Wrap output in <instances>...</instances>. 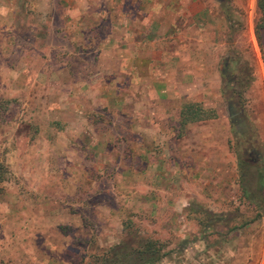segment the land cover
<instances>
[{
	"label": "rangeland",
	"instance_id": "1",
	"mask_svg": "<svg viewBox=\"0 0 264 264\" xmlns=\"http://www.w3.org/2000/svg\"><path fill=\"white\" fill-rule=\"evenodd\" d=\"M132 1L121 0L135 10L140 2ZM49 5L54 11V2ZM220 5L219 51L240 62L230 68L241 71L239 109L247 116L231 121L228 151L212 163L216 175H201L205 198L215 183L228 188L214 204L187 199L190 174L176 175L171 184L166 174L162 183L129 169L120 179L99 155L123 151L135 168L131 151L146 145L136 142L130 112L124 117L118 109L113 88L127 80L118 68L109 74L122 48L97 47L107 29L85 31L93 45L72 47L67 32L54 28L62 25L57 14L42 24L39 0H0V264H105L111 246L138 238L161 244L166 255L155 264H248L243 251L264 226V23L257 0ZM102 48L108 53L99 56ZM122 94V102H135L133 93ZM228 94L239 100L223 92L219 109L227 122ZM262 243L252 242L250 256L259 255Z\"/></svg>",
	"mask_w": 264,
	"mask_h": 264
},
{
	"label": "crops",
	"instance_id": "2",
	"mask_svg": "<svg viewBox=\"0 0 264 264\" xmlns=\"http://www.w3.org/2000/svg\"><path fill=\"white\" fill-rule=\"evenodd\" d=\"M136 1L140 4H136L133 10L125 8L121 0L115 4L112 0H104L103 5H99V0H39V10L44 26L47 25L48 14H57L62 25L54 28L67 32L66 37L72 47L93 45V39L86 37L85 31L90 35L93 29H107L109 34L98 40L97 47L103 42L104 46L122 48L118 58L112 61L109 72L111 75L118 68L123 81L127 80L125 87L117 84L113 88L114 93L120 96L119 106H123L118 109L125 110L121 113L124 117L126 112H130L127 117L129 125L134 127L136 142L150 145L147 148L144 144L141 148L136 145L135 151H131L136 158L135 168L125 163L123 151L113 148L102 150L99 155L107 157L110 169H115L120 179L129 169L138 173L150 172L161 182L162 175L166 174L167 182L171 180V184L176 175L187 173L193 176L190 183L186 182L192 185V193L187 199L198 197L220 204L216 199L223 202L220 198L228 188L215 183L212 187L215 192L210 198H205L206 190H202L200 184L204 183L201 175L216 173L213 170L216 166L212 163L215 157L224 155V149L228 151L226 141L229 135L226 133L230 131L231 121L247 116L243 109H239L241 94L237 86L241 83V71L230 68L240 62L228 54L221 58L219 51L224 44V28L221 26L225 21L220 5L223 0ZM50 2L55 4L54 11L49 9ZM46 27L53 29L52 25ZM114 32L117 34L113 35ZM104 48L97 49L99 56L108 53ZM255 75V72L251 76L246 75L250 79L248 87L254 84ZM107 83L112 84L110 81ZM225 90L239 97L238 100L231 94L227 95L231 113H228L229 122L224 121L219 109V100ZM123 92L133 93L135 102H122ZM188 103H198L207 112L214 108L216 112L206 119L185 122L181 110ZM93 137L101 140L96 134ZM70 139L74 142L81 138L78 135ZM101 168L94 167V170L100 172ZM259 230L258 236L253 233L249 237L251 244L243 247V252L249 254L248 264H264V243L257 257L250 256L251 252L255 253L252 242H264V226Z\"/></svg>",
	"mask_w": 264,
	"mask_h": 264
},
{
	"label": "trees",
	"instance_id": "3",
	"mask_svg": "<svg viewBox=\"0 0 264 264\" xmlns=\"http://www.w3.org/2000/svg\"><path fill=\"white\" fill-rule=\"evenodd\" d=\"M257 7L260 10V18L264 23V0H257ZM213 116L204 110L198 103H188L181 110V117L185 122H193ZM108 256L105 264H155L160 261L166 253L162 251L161 244L156 240H145L138 238L133 242L122 241L108 249Z\"/></svg>",
	"mask_w": 264,
	"mask_h": 264
}]
</instances>
